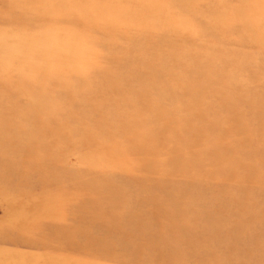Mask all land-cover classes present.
Returning a JSON list of instances; mask_svg holds the SVG:
<instances>
[{"label": "rangeland", "instance_id": "374dc122", "mask_svg": "<svg viewBox=\"0 0 264 264\" xmlns=\"http://www.w3.org/2000/svg\"><path fill=\"white\" fill-rule=\"evenodd\" d=\"M0 264H264V0H0Z\"/></svg>", "mask_w": 264, "mask_h": 264}]
</instances>
